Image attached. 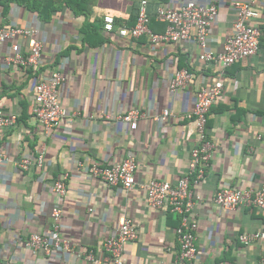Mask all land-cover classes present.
Returning a JSON list of instances; mask_svg holds the SVG:
<instances>
[{
    "label": "crops",
    "instance_id": "1",
    "mask_svg": "<svg viewBox=\"0 0 264 264\" xmlns=\"http://www.w3.org/2000/svg\"><path fill=\"white\" fill-rule=\"evenodd\" d=\"M190 0H148L149 26L166 31L158 7L178 8ZM215 4L217 15L208 34V49L220 52L232 33L237 1L253 2L261 29L256 55L222 68L199 58L193 40L153 43L144 34L121 37L120 27L135 24L141 0H0V28H36L43 43L37 66L7 60L18 42L28 54V38L0 42V109L18 116L13 127L0 128V264H110L104 244L131 218L138 237L126 250V264H176L180 250V215L152 209L143 185L151 179L177 183L188 170L196 128L189 117L196 92L222 78L223 93L207 120L210 157L204 177L195 182L191 215L199 224L197 254L188 264H261L264 238L244 244L243 232L264 230V210L257 206L224 209L214 201L222 188L264 186V0H192ZM29 3V5L26 4ZM115 19L113 31L104 17ZM188 69L191 81L176 90L177 70ZM54 71L66 115L50 130L33 115L36 85ZM139 111L135 126L119 118ZM170 115L162 119L164 110ZM43 156V165L36 163ZM32 157L29 169L19 167ZM136 159L132 189L93 176V163L111 166ZM67 174V193L53 189ZM63 211L61 235L73 250L46 254L26 245L32 233L54 229L52 210ZM93 252L94 261L85 258Z\"/></svg>",
    "mask_w": 264,
    "mask_h": 264
},
{
    "label": "built area",
    "instance_id": "2",
    "mask_svg": "<svg viewBox=\"0 0 264 264\" xmlns=\"http://www.w3.org/2000/svg\"><path fill=\"white\" fill-rule=\"evenodd\" d=\"M147 3L148 0H141L133 26L118 29L121 37L137 38L146 34L153 43H176L194 39L202 48L199 58L203 61L216 62L222 68L231 66L240 59L256 55L260 49L261 29L253 23L259 16V11L251 1L235 2L236 17L233 30L220 52H213L207 47L209 28L217 15V6L214 3L207 5L190 0L178 8L158 7L156 12L158 19L167 23L166 31L163 33H156L150 28ZM104 22L106 31L114 30L115 19L113 16L106 15ZM36 33L37 29L31 27L0 28V42L20 37L28 38V54H24L20 44L16 42L13 44V52L7 60L26 67L37 66L42 57L43 43ZM191 79L192 73L188 69L177 70L170 84L171 89L185 87ZM64 80L65 77L61 72L54 71L48 80L41 81L36 85L33 115L47 130L60 124L66 115L59 93V86ZM223 90L224 81L219 78L214 83L200 88L195 94L194 108L189 117L193 119L196 128V144L191 150L189 170L175 184L166 180L151 179L143 185L147 203L152 209L170 210L180 215L181 223L177 228L180 250L176 255V264H188L198 251L195 241L199 224L190 212L195 195L190 189L191 176H196L195 182L198 183L205 175L211 147L207 141L208 115ZM169 115L170 111L166 109L161 118L165 119ZM138 117L139 111L136 109L119 116L120 119L131 122L134 126ZM17 120L18 116L14 112L0 109V128L13 127ZM32 163V157L24 156L19 162V167L26 170ZM36 163L40 167L43 165L42 155L38 156ZM137 168L136 159L133 156H128L122 162L111 166L93 163L89 167V172L110 185H120L125 189H132L137 183ZM66 178L67 174H64L55 180L53 185L54 191L61 196H65L67 193ZM214 201L218 206L228 210L251 206H257L264 210V186L249 189L222 188L216 192ZM62 214L63 211L60 207H54L52 210L54 229L49 233H32L26 241L27 247L35 252L40 251L46 254L52 253L53 250H73L70 241L60 233ZM137 237L138 232L134 221L127 216H122L117 232L109 236L104 244L109 263L126 264L127 246ZM263 238L264 230L243 232L239 235V241L244 244ZM85 258L89 261L95 260L93 252L86 253ZM261 264H264V257L261 258Z\"/></svg>",
    "mask_w": 264,
    "mask_h": 264
},
{
    "label": "trees",
    "instance_id": "3",
    "mask_svg": "<svg viewBox=\"0 0 264 264\" xmlns=\"http://www.w3.org/2000/svg\"><path fill=\"white\" fill-rule=\"evenodd\" d=\"M79 1H81V0H79ZM26 4H27V5H29V3H28V2H26ZM29 6H30V5H29ZM136 18H137V17H136Z\"/></svg>",
    "mask_w": 264,
    "mask_h": 264
}]
</instances>
